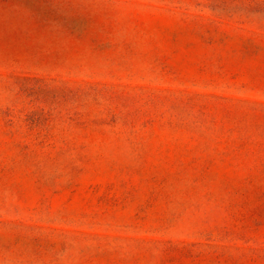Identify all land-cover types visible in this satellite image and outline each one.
I'll return each instance as SVG.
<instances>
[{
  "label": "rangeland",
  "instance_id": "1",
  "mask_svg": "<svg viewBox=\"0 0 264 264\" xmlns=\"http://www.w3.org/2000/svg\"><path fill=\"white\" fill-rule=\"evenodd\" d=\"M0 264H264V0H0Z\"/></svg>",
  "mask_w": 264,
  "mask_h": 264
}]
</instances>
